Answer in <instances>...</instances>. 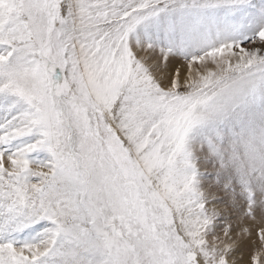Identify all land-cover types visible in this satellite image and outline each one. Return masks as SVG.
I'll return each instance as SVG.
<instances>
[{
	"label": "snow or ice",
	"instance_id": "snow-or-ice-1",
	"mask_svg": "<svg viewBox=\"0 0 264 264\" xmlns=\"http://www.w3.org/2000/svg\"><path fill=\"white\" fill-rule=\"evenodd\" d=\"M0 264H264V0H0Z\"/></svg>",
	"mask_w": 264,
	"mask_h": 264
}]
</instances>
